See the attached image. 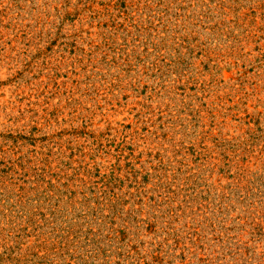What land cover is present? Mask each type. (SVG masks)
I'll use <instances>...</instances> for the list:
<instances>
[{
  "label": "rangeland",
  "instance_id": "obj_1",
  "mask_svg": "<svg viewBox=\"0 0 264 264\" xmlns=\"http://www.w3.org/2000/svg\"><path fill=\"white\" fill-rule=\"evenodd\" d=\"M0 264H264V0H0Z\"/></svg>",
  "mask_w": 264,
  "mask_h": 264
}]
</instances>
